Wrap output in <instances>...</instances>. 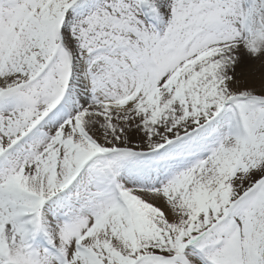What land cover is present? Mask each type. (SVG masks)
Listing matches in <instances>:
<instances>
[{
	"label": "snow or ice",
	"instance_id": "1",
	"mask_svg": "<svg viewBox=\"0 0 264 264\" xmlns=\"http://www.w3.org/2000/svg\"><path fill=\"white\" fill-rule=\"evenodd\" d=\"M0 264H264V0H0Z\"/></svg>",
	"mask_w": 264,
	"mask_h": 264
},
{
	"label": "bare ground",
	"instance_id": "2",
	"mask_svg": "<svg viewBox=\"0 0 264 264\" xmlns=\"http://www.w3.org/2000/svg\"><path fill=\"white\" fill-rule=\"evenodd\" d=\"M136 139V137H134V140Z\"/></svg>",
	"mask_w": 264,
	"mask_h": 264
}]
</instances>
